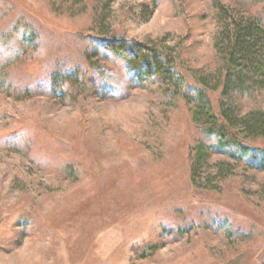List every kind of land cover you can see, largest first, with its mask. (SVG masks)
<instances>
[{"label": "rangeland", "instance_id": "rangeland-1", "mask_svg": "<svg viewBox=\"0 0 264 264\" xmlns=\"http://www.w3.org/2000/svg\"><path fill=\"white\" fill-rule=\"evenodd\" d=\"M253 114L264 0H0V264H264Z\"/></svg>", "mask_w": 264, "mask_h": 264}, {"label": "trees", "instance_id": "trees-1", "mask_svg": "<svg viewBox=\"0 0 264 264\" xmlns=\"http://www.w3.org/2000/svg\"><path fill=\"white\" fill-rule=\"evenodd\" d=\"M248 31H238L236 33V49L238 53L245 57L246 60H250L254 57V47L258 43V32L254 28H247ZM141 61H144V67H147V69L151 72L157 71V65L153 59H149V57H143ZM234 122H229V124L226 127H222V132H226V130H231L234 127L240 126L247 136H254L259 137L262 140H264V115L262 114H253L246 116L244 119H242L240 122H238L236 125ZM238 142V141H237ZM262 158L264 160V151L262 152Z\"/></svg>", "mask_w": 264, "mask_h": 264}]
</instances>
